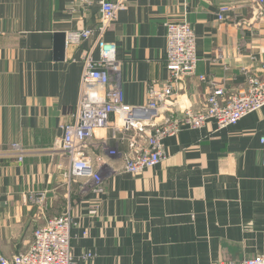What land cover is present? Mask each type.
Wrapping results in <instances>:
<instances>
[{
	"label": "crops",
	"instance_id": "1",
	"mask_svg": "<svg viewBox=\"0 0 264 264\" xmlns=\"http://www.w3.org/2000/svg\"><path fill=\"white\" fill-rule=\"evenodd\" d=\"M223 2L233 10L219 20ZM261 8L255 0H130L105 36L117 46L125 101L145 104L149 86L168 79L169 22L190 23L197 37L198 65L180 85L179 109L202 111L214 88L243 86V68L259 73L264 62ZM99 19L98 0H0V151L13 142L27 151L23 161L0 156V256L26 249L37 227L67 212L74 264H213L264 252V108L235 125L211 120L166 138L167 158L138 175L120 172L121 159L107 153L100 192L64 177L67 160L49 149L74 120L83 53L95 38L66 43L57 58L55 34L68 38ZM102 138L128 147L99 129L92 157ZM31 193H44L45 204Z\"/></svg>",
	"mask_w": 264,
	"mask_h": 264
},
{
	"label": "built area",
	"instance_id": "2",
	"mask_svg": "<svg viewBox=\"0 0 264 264\" xmlns=\"http://www.w3.org/2000/svg\"><path fill=\"white\" fill-rule=\"evenodd\" d=\"M82 1L92 3V0ZM129 1L98 0V26L74 31L67 38V44H80L89 38H95V43L83 53L82 88L74 120L63 126V136L56 140L49 152L67 160L64 177L70 183L82 181L83 189L90 186L95 191L103 190L105 176L101 168L106 164L107 153L121 159L120 172L138 175L167 158L166 138L178 135L185 128L201 129L211 120L220 128L235 125L248 114L264 108V62L259 73L243 68L246 74L243 86L232 90L222 86L214 88L206 98L204 110L192 106L178 108L180 85L188 75L195 73L199 60L195 30L186 21L167 23L168 79L149 86L145 104H128L119 79L117 46L105 36L118 12L128 8ZM255 1L263 10L264 0ZM232 10L230 3L223 2L219 6L218 19L225 20ZM200 78L207 79L204 75ZM103 128H111L114 136L122 135L128 147L120 150L102 138L96 144L98 155L92 157L88 153L90 139L96 130ZM260 142L264 164V134ZM26 154V149L18 142L0 151V156H17L20 161ZM29 199L32 203L44 205L46 195L31 193ZM72 227L70 212L51 218L35 229L26 249L11 257L0 256V264H74ZM91 256L90 253L86 255ZM213 264H264V252L250 258Z\"/></svg>",
	"mask_w": 264,
	"mask_h": 264
},
{
	"label": "water",
	"instance_id": "3",
	"mask_svg": "<svg viewBox=\"0 0 264 264\" xmlns=\"http://www.w3.org/2000/svg\"><path fill=\"white\" fill-rule=\"evenodd\" d=\"M56 53L57 58H63V54L66 48L67 43V34L66 33H56Z\"/></svg>",
	"mask_w": 264,
	"mask_h": 264
},
{
	"label": "rangeland",
	"instance_id": "4",
	"mask_svg": "<svg viewBox=\"0 0 264 264\" xmlns=\"http://www.w3.org/2000/svg\"><path fill=\"white\" fill-rule=\"evenodd\" d=\"M90 187V186H89Z\"/></svg>",
	"mask_w": 264,
	"mask_h": 264
}]
</instances>
